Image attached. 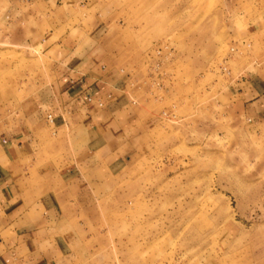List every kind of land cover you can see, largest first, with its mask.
<instances>
[{
  "label": "rangeland",
  "instance_id": "374dc122",
  "mask_svg": "<svg viewBox=\"0 0 264 264\" xmlns=\"http://www.w3.org/2000/svg\"><path fill=\"white\" fill-rule=\"evenodd\" d=\"M52 2L62 11L27 24L0 0V143L19 150L23 177L55 160L80 178L86 141L55 136L53 106L39 108L56 97L46 87L64 38L88 70L115 75L81 105L117 153L98 154L76 206L34 233L47 255L65 251L53 264H264V123L233 95L264 56V0ZM38 108L44 119H30Z\"/></svg>",
  "mask_w": 264,
  "mask_h": 264
},
{
  "label": "crops",
  "instance_id": "0c3cea01",
  "mask_svg": "<svg viewBox=\"0 0 264 264\" xmlns=\"http://www.w3.org/2000/svg\"><path fill=\"white\" fill-rule=\"evenodd\" d=\"M52 1L13 0L10 11L13 12L15 19L21 15L20 17H23L27 24H32L35 19H49L50 13L62 11V9H57L56 4ZM254 33L253 31L246 32V37L252 38ZM57 42L56 47L60 51L55 60H51V62L56 63L60 72L54 73L56 78L54 84L46 87L47 90L56 91L57 94L55 98L49 97L46 101H40L39 108L46 104L53 106L51 109L49 108L50 114H48L51 115L52 120L47 119L49 124L53 125L55 136L62 135L64 141L65 134L71 133L74 134L75 139H84L86 141L84 152H88L84 156H88V158H79L80 163L76 171L81 172L80 178L66 179L62 172L65 169L59 168L54 163L55 160L41 166L33 167L32 165L33 169L28 170L31 174L28 175L27 172V175L23 177L18 174L21 172V168L13 165V155H16V152L18 154L19 150L13 148L12 142L2 141L0 143V264H13V260L10 262L4 260L5 255L7 256L13 251L17 257H20L22 260L20 262L23 264H47L48 262L53 264L55 260L59 262L64 260L65 251L59 247H53L51 255H47L48 252L44 251L41 243L34 238V233L50 227L51 224H54V220L60 217V213L63 215L65 212L71 211V206H76L77 202L75 201L79 195H82V188L90 187L86 181L83 182L82 171L87 167L91 171L93 168H97L96 156L98 154H117L112 148L100 146L97 135L92 137L91 132L97 125L94 119H99V117L90 113L86 114L89 110L81 105L83 98L81 93L96 92L100 88L107 87L115 75H112L110 71L101 73L96 71V68L88 70L83 65V61L79 59L81 57L77 58L72 52L67 53L63 50L66 42L64 38ZM256 55L258 54L256 53ZM252 57L254 59L253 65L250 67L249 81L244 84L245 87L234 90L233 95H235V100L241 101L243 98L250 100V103L244 105L245 109L249 111L250 119L258 124H263L264 56L258 58L253 55ZM67 59H69L68 62L64 63ZM77 59L80 61L73 64ZM71 78L79 79V83L70 86ZM229 91L231 90L229 89ZM39 108L38 110H40ZM40 113H38V117H35L37 113L33 114L30 119H44V111L40 110ZM36 138L35 135H32L30 141H35ZM124 148L126 150L122 152L123 154H131L134 150L131 143ZM41 151L45 152L46 150L43 147ZM52 155L62 154L52 153ZM85 160H88V163ZM18 262L16 261L14 264H19Z\"/></svg>",
  "mask_w": 264,
  "mask_h": 264
},
{
  "label": "built area",
  "instance_id": "2783aa9c",
  "mask_svg": "<svg viewBox=\"0 0 264 264\" xmlns=\"http://www.w3.org/2000/svg\"><path fill=\"white\" fill-rule=\"evenodd\" d=\"M85 100H86L87 102H92V101H94L95 99L87 93V94H85ZM96 101H97L98 106H102V101H101L100 99H97ZM47 118H48L49 120H52L51 115H47Z\"/></svg>",
  "mask_w": 264,
  "mask_h": 264
}]
</instances>
